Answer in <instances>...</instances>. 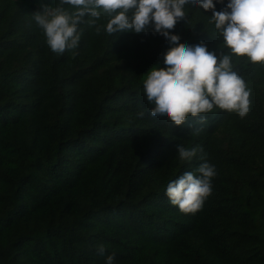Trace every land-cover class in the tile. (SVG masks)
<instances>
[{
	"label": "trees",
	"instance_id": "1",
	"mask_svg": "<svg viewBox=\"0 0 264 264\" xmlns=\"http://www.w3.org/2000/svg\"><path fill=\"white\" fill-rule=\"evenodd\" d=\"M57 2L0 0V264H264V65L232 58L251 93L244 118L214 107L176 127L150 116L143 91L174 45L151 23L84 26L57 55L31 16ZM184 11L170 35L229 54L211 10ZM178 144L202 151L181 161ZM204 162L211 195L182 213L167 184Z\"/></svg>",
	"mask_w": 264,
	"mask_h": 264
},
{
	"label": "clouds",
	"instance_id": "2",
	"mask_svg": "<svg viewBox=\"0 0 264 264\" xmlns=\"http://www.w3.org/2000/svg\"><path fill=\"white\" fill-rule=\"evenodd\" d=\"M221 2V0H218ZM211 10L209 22L223 38L229 54L219 57L203 42L180 43L170 35L176 23L185 18L187 4ZM65 5L69 7H65ZM32 19L42 31L46 45L61 55L77 49L84 26L112 35L117 32H145L151 23L155 34L167 38L172 47L163 57L164 67H153L143 81V91L151 107L150 116L167 118L174 126L185 124L189 116H205L214 107L235 112L244 118L250 110V91L244 79L233 70L232 58L244 57L252 64L264 65V0H228L225 10L215 11L213 0H58L56 6L41 5ZM107 17L103 25L98 22ZM143 118L144 111L138 113ZM198 131V130H197ZM202 149L177 145L181 161H191ZM200 159H204L203 156ZM215 166L204 162L167 184L165 195L182 213H195L211 195ZM101 255L103 245L98 246ZM105 264H114L108 255Z\"/></svg>",
	"mask_w": 264,
	"mask_h": 264
}]
</instances>
